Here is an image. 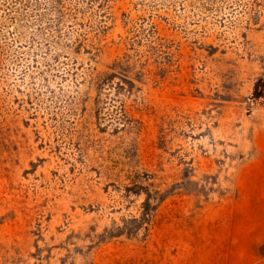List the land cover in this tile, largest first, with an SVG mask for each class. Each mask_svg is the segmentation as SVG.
Segmentation results:
<instances>
[{"label":"rangeland","instance_id":"374dc122","mask_svg":"<svg viewBox=\"0 0 264 264\" xmlns=\"http://www.w3.org/2000/svg\"><path fill=\"white\" fill-rule=\"evenodd\" d=\"M264 0H0V264L264 260Z\"/></svg>","mask_w":264,"mask_h":264},{"label":"trees","instance_id":"16d2710c","mask_svg":"<svg viewBox=\"0 0 264 264\" xmlns=\"http://www.w3.org/2000/svg\"><path fill=\"white\" fill-rule=\"evenodd\" d=\"M254 98L255 99L264 98V80H260L257 83L255 87Z\"/></svg>","mask_w":264,"mask_h":264},{"label":"crops","instance_id":"0c3cea01","mask_svg":"<svg viewBox=\"0 0 264 264\" xmlns=\"http://www.w3.org/2000/svg\"><path fill=\"white\" fill-rule=\"evenodd\" d=\"M248 264H264V260H262V261H256V262H249Z\"/></svg>","mask_w":264,"mask_h":264}]
</instances>
